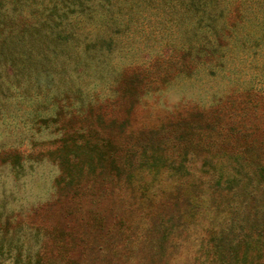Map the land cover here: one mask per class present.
I'll return each mask as SVG.
<instances>
[{"label":"rangeland","instance_id":"obj_1","mask_svg":"<svg viewBox=\"0 0 264 264\" xmlns=\"http://www.w3.org/2000/svg\"><path fill=\"white\" fill-rule=\"evenodd\" d=\"M258 167L264 0H0V264H235Z\"/></svg>","mask_w":264,"mask_h":264},{"label":"trees","instance_id":"obj_2","mask_svg":"<svg viewBox=\"0 0 264 264\" xmlns=\"http://www.w3.org/2000/svg\"><path fill=\"white\" fill-rule=\"evenodd\" d=\"M249 160H252V158L249 157ZM258 170H259L258 176L261 179L260 181H264V167H258ZM261 187L264 190V186L261 185ZM259 188H260V186H258L257 189L247 191L246 195H252L253 196V194L254 195L257 194V190ZM263 197H264V191H263ZM194 198H196V197H194ZM188 200L189 199H187V198L184 199V204L187 206H189ZM261 206L258 207V209H257V207L252 209V208L246 206L245 204L243 205L240 203V207L238 208V210H242L243 208L244 209L249 208L248 212L251 213L252 217L256 221L255 226L259 229V232L256 235V237H258V238L255 237L254 239H252L253 241H249V242L247 241L246 242L245 246L243 247L242 254L239 256L238 262L235 264H254L255 261L259 260V256H263V262L260 264H264V234L261 232V230H262L261 226H264V221L261 220L262 218H264V217H261V215L263 214L262 209H263L264 205H261ZM259 211L261 214L260 216H258ZM228 213H230L231 216L234 214L232 212H228ZM236 213H238V212H236ZM259 219L261 220V223L259 222L260 221ZM250 224H251V217H250ZM259 234H260V239H259ZM235 250H237V248H235ZM221 253H222V250L220 247V253H219L218 257L221 256ZM233 254H235V253H233ZM233 257H234V255H233ZM255 258H257V259L255 260ZM257 264H259V263H257Z\"/></svg>","mask_w":264,"mask_h":264}]
</instances>
